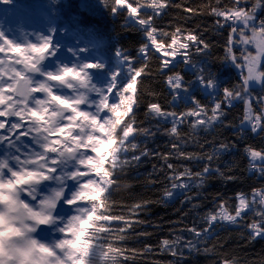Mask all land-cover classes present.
<instances>
[{"label": "snow or ice", "instance_id": "obj_1", "mask_svg": "<svg viewBox=\"0 0 264 264\" xmlns=\"http://www.w3.org/2000/svg\"><path fill=\"white\" fill-rule=\"evenodd\" d=\"M169 4L170 0H111L113 14L123 12L127 26L144 36L138 58L117 49L111 66L102 59L80 60L75 54L74 61L57 63L51 36L30 42L18 36V30L0 24V264H129L130 257L136 264L134 258L151 253L152 246L129 250L124 245L132 234L150 235L136 232L138 225L147 223L140 216L149 202L127 205L114 199V193L130 187L125 181L131 171L159 156L173 173L162 199L167 201L180 189L185 202H191L195 197L187 193L202 188L208 177L233 179L210 165L234 145L221 143L206 156L185 153L180 147L181 125L187 123L192 132L218 124L231 127L225 125L226 109L240 101L244 112L237 135L264 133V95L252 96L257 83L264 92V20L256 23V10L264 0H256L250 11L240 0H233L232 7H220L217 0L211 7L231 29L224 61L238 81L223 87L222 94L217 77L193 59L194 54H208L211 45L181 27L165 31L155 26V17ZM150 59L159 62L173 107L180 101L186 110L169 111L149 102L146 127L137 112L146 92L143 78L151 74ZM180 64L193 70L200 89L215 97L211 108L192 92L194 81L186 82L175 71ZM169 122L170 128H160ZM161 131L173 138L171 147L178 158L208 163L198 172L187 167L177 171L169 162L173 152L160 154L147 147ZM245 153L249 168L264 176V149L246 146ZM235 200L233 207L223 200L215 203L202 217L207 227L186 229L191 239H162L160 250L180 264L185 250L189 255L199 252V244L211 238L218 224L240 225L249 213L258 219L244 225L248 238H264V187L250 194L238 192ZM44 231L51 238H39ZM221 264L237 262L224 258Z\"/></svg>", "mask_w": 264, "mask_h": 264}, {"label": "trees", "instance_id": "obj_2", "mask_svg": "<svg viewBox=\"0 0 264 264\" xmlns=\"http://www.w3.org/2000/svg\"><path fill=\"white\" fill-rule=\"evenodd\" d=\"M256 0H240V5L250 11ZM217 5V0H170L160 16L155 17V26L165 31H172L181 27L202 36L211 47L208 54H194L193 59L217 77L223 87L237 83L236 72L224 61L225 50L231 29L224 23L222 17H217L211 12V7ZM220 7L233 6V0H220ZM192 9L195 11H186ZM42 19L44 28L57 43L73 46L74 51L81 60L102 59L109 66L114 64L115 51L122 49L134 57H139V47L144 42L141 32L127 26L128 21L123 12L113 14L111 0H12L11 3L0 2V22L13 26L17 22L25 27H37L35 20ZM221 24H217V20ZM264 20V6L256 10V23ZM31 23L28 26L27 23ZM34 22V23H33ZM223 25V26H221ZM18 35V34H17ZM83 49L84 51H79ZM239 55V52L236 53ZM151 74L144 79L146 87L144 102L140 105L137 116L144 121V126H149L145 118L146 106L149 102H157L150 87L163 75L159 72V62L155 59L148 61ZM175 71L184 76L185 81H195L193 70L186 69L180 64ZM171 74V73H168ZM197 83V82H196ZM192 92L200 100L203 91L196 87ZM264 95L260 85L255 86L252 96ZM215 99V97H214ZM213 101V100H212ZM212 101L205 104L209 108ZM158 103V102H157ZM178 108L173 107V102L161 105L166 110L185 111L186 107L176 101ZM256 107V105H254ZM261 107H264L262 105ZM225 125H216L208 130L192 132L188 124L181 125L180 147L185 153L197 156L212 154L214 148L221 143L233 144L234 147L222 152L211 162L213 169L219 167L227 175L232 176L231 181H226L217 175L207 178L202 188H193L187 193L195 197L191 202H185V194L180 189H175V195L167 201L162 199L165 188H171L168 177L173 173L163 167L164 161L159 156L149 157L142 161L138 168L130 173L126 183L130 185L114 193L118 202L131 205L144 200L149 202L147 212L140 216L147 223L138 225L136 232H147L150 235L132 234L127 239L126 249L139 250L145 245H151L153 251L148 254L136 256V264H176V257L160 250L162 239H174L182 236L191 239L192 235L186 229L195 227L197 230L207 227L202 217L221 200L226 201L230 207L236 204L235 195L238 192L251 193L253 188L264 187V176L259 171L249 168V158L245 153L246 146L256 150L264 149V133L253 135L248 132L243 138L237 135V129L243 118L244 105L235 101L234 106L227 108ZM211 113H209L210 115ZM192 117L188 120L191 121ZM155 121L152 124L155 125ZM171 123H161L160 128H170ZM172 137L161 133L147 142V147L157 153L173 152ZM186 141V142H185ZM177 171L187 167L193 172L201 171L204 160H187L178 158L173 152L169 157ZM155 166V170H154ZM198 204L199 207H193ZM258 217L249 213L240 225L218 224L211 234V238L203 240L200 251L189 255L185 250L184 258L180 264H221L224 258L235 260L237 264H264V238L250 240L245 224L251 223ZM208 251H204V249ZM132 258L130 257L129 264Z\"/></svg>", "mask_w": 264, "mask_h": 264}, {"label": "rangeland", "instance_id": "obj_3", "mask_svg": "<svg viewBox=\"0 0 264 264\" xmlns=\"http://www.w3.org/2000/svg\"><path fill=\"white\" fill-rule=\"evenodd\" d=\"M142 2H145V0H142ZM42 22H43V20L40 18L35 20V24H37V27H35V28L34 27H32V28L31 27H25L22 24H18L17 22L13 23V26L5 25V24H4V26H5V28L10 27L13 30H18L17 34H18V36H21V38L23 40H28L30 42H36V40L39 37L50 36V34L44 28V24H42ZM0 24H3V23L0 22ZM27 24H28V26H31V23L28 22ZM52 42H53V45L57 48V56L59 57V59L57 60V63H67L69 61H74L75 57H78L80 59V57L77 56L76 52L74 51L73 46H70V45L65 46L64 43H57L54 40H52ZM73 54H75V57ZM2 55L3 54H0V56H2ZM115 62L116 61H114V64H115ZM165 81H166V77H165V75H163L155 83H153L150 87L156 101L160 105H163L166 102L172 101V96L169 93V89H168V86H167ZM196 87L200 88L198 85V82L196 83L194 81L192 89L196 88ZM208 91L210 92L212 90L209 89ZM203 94H204L203 98L200 99V101L203 104H207L214 99L213 96L208 95V92L203 91ZM42 227H44V226H42ZM39 238H41V239L51 238V236L49 233H47V231H44V232L40 233Z\"/></svg>", "mask_w": 264, "mask_h": 264}, {"label": "water", "instance_id": "obj_4", "mask_svg": "<svg viewBox=\"0 0 264 264\" xmlns=\"http://www.w3.org/2000/svg\"><path fill=\"white\" fill-rule=\"evenodd\" d=\"M257 84H258V83H257ZM257 84H255V86H256Z\"/></svg>", "mask_w": 264, "mask_h": 264}, {"label": "built area", "instance_id": "obj_5", "mask_svg": "<svg viewBox=\"0 0 264 264\" xmlns=\"http://www.w3.org/2000/svg\"><path fill=\"white\" fill-rule=\"evenodd\" d=\"M229 23H231V22L229 21Z\"/></svg>", "mask_w": 264, "mask_h": 264}]
</instances>
